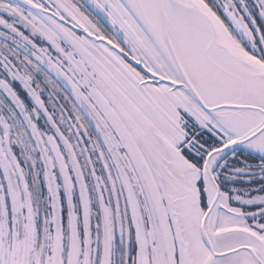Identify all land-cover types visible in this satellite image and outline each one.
<instances>
[{
	"label": "snow or ice",
	"instance_id": "obj_1",
	"mask_svg": "<svg viewBox=\"0 0 264 264\" xmlns=\"http://www.w3.org/2000/svg\"><path fill=\"white\" fill-rule=\"evenodd\" d=\"M0 264H264V0H0Z\"/></svg>",
	"mask_w": 264,
	"mask_h": 264
}]
</instances>
